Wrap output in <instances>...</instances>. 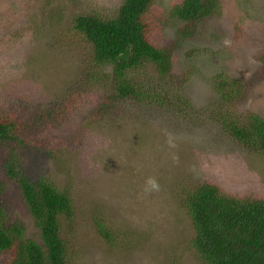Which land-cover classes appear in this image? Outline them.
<instances>
[{"label":"rangeland","instance_id":"obj_1","mask_svg":"<svg viewBox=\"0 0 264 264\" xmlns=\"http://www.w3.org/2000/svg\"><path fill=\"white\" fill-rule=\"evenodd\" d=\"M156 1L148 16L150 36L171 53L170 76L161 80L151 68L134 77H152L149 88L180 93L202 108L218 98L213 77L229 74L243 81L240 107L264 115V66L258 60L264 0L226 4L196 24L189 38L180 33L186 23L169 11L182 0ZM122 2L0 0V115L15 121L26 140L20 152L26 173L50 179L75 199L76 215L63 220L62 229L70 264H204L190 247V218L174 192L206 181L236 196L264 198V155L228 139L218 124L193 125L179 111L160 113L142 103L102 109L112 67H92L72 20L84 14L109 19ZM49 108L57 113L54 121L43 118ZM9 154L0 145V202L8 221L23 224L34 237L21 191L5 173ZM149 177L160 191L143 190ZM6 262L1 255L0 264Z\"/></svg>","mask_w":264,"mask_h":264},{"label":"trees","instance_id":"obj_2","mask_svg":"<svg viewBox=\"0 0 264 264\" xmlns=\"http://www.w3.org/2000/svg\"><path fill=\"white\" fill-rule=\"evenodd\" d=\"M156 2L123 0L109 19L84 14L72 20L73 31L90 49L92 67L95 70L112 67L111 91L105 96L102 109L114 112L122 104L142 103L150 108L153 105L160 113L179 111L193 125L218 124L228 139L250 152L264 155V115L240 107L245 99L241 79L217 74L212 83L218 98L210 107L195 108L180 93L170 95L151 85L149 88L145 83L153 81L152 77L144 81L134 77L151 68L161 80L170 76L171 53L154 44L150 36L148 16ZM234 2L182 0L169 11L171 17L186 23L180 33L189 38L196 24L220 14L226 4L233 8ZM258 60L264 66V49ZM44 112L43 118L56 120L54 109ZM194 116H201L199 122ZM0 145L10 149L4 165L6 176L18 185L37 230L34 237H28L23 224L8 221L0 202V256H7L6 264H70L69 245L62 229L63 220L70 221L76 215L75 199L50 179H33L26 173L20 154L26 140L19 133L18 124L4 115H0ZM61 160L57 159V163ZM2 192L0 184V195ZM174 195L190 218L193 234L190 247L204 264H264V198L236 196L206 181L194 186L183 185ZM97 223L100 233L109 237L102 221Z\"/></svg>","mask_w":264,"mask_h":264},{"label":"clouds","instance_id":"obj_3","mask_svg":"<svg viewBox=\"0 0 264 264\" xmlns=\"http://www.w3.org/2000/svg\"><path fill=\"white\" fill-rule=\"evenodd\" d=\"M146 193L158 192L161 190V186L155 177H149L145 181L144 189Z\"/></svg>","mask_w":264,"mask_h":264}]
</instances>
